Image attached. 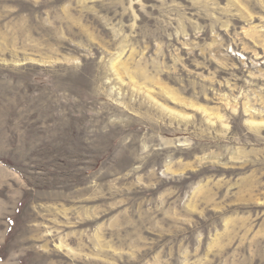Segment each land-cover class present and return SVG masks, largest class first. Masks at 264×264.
<instances>
[{"label": "rangeland", "instance_id": "obj_1", "mask_svg": "<svg viewBox=\"0 0 264 264\" xmlns=\"http://www.w3.org/2000/svg\"><path fill=\"white\" fill-rule=\"evenodd\" d=\"M0 264H264V0H0Z\"/></svg>", "mask_w": 264, "mask_h": 264}]
</instances>
